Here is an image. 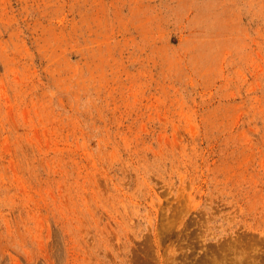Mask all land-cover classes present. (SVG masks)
<instances>
[{"label":"rangeland","instance_id":"rangeland-1","mask_svg":"<svg viewBox=\"0 0 264 264\" xmlns=\"http://www.w3.org/2000/svg\"><path fill=\"white\" fill-rule=\"evenodd\" d=\"M0 264H264V0H0Z\"/></svg>","mask_w":264,"mask_h":264}]
</instances>
